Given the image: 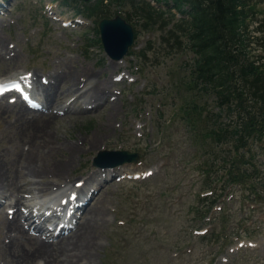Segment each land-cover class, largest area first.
Here are the masks:
<instances>
[{"label": "rangeland", "instance_id": "374dc122", "mask_svg": "<svg viewBox=\"0 0 264 264\" xmlns=\"http://www.w3.org/2000/svg\"><path fill=\"white\" fill-rule=\"evenodd\" d=\"M256 2L250 21L252 31L259 28V22L264 23V0ZM114 8L134 9L130 4ZM73 12L71 5H62L57 0H0V34L17 54L14 60L0 62V77H13L28 70L36 72L41 81L61 60L74 70L83 65L100 74L97 77L112 81L109 89L117 96V108L110 109L113 124L106 133L101 134L97 125L108 120L106 112L112 104L110 101L97 111H81L79 119L57 117L54 122L42 126L43 130L48 129L44 132L52 138L71 142L74 146L73 140L79 138L81 149L74 154L62 150L63 154H69L67 158L70 160L73 155L71 167L66 170L70 180L72 177L73 180L80 179L86 170H102L96 169L91 162L92 156L101 148H128L140 153L137 162H125L112 168L113 176L100 185V193L95 195L101 204L103 220L99 218L95 222L97 227L93 236L96 245L92 264L107 261V255L112 264H209L211 256L222 251L224 244L227 246L213 264H264V136L252 141L251 150L244 153L250 163L262 171L263 181L255 183V191H260L262 199L257 197L252 201L249 187L244 189L243 186L242 191L236 190V195L225 208L224 217L228 223L222 236L227 233V239L213 235L201 240L193 237L191 229L205 225L201 214H186L187 207L196 202L193 193L203 180L213 178L221 184L219 175L223 169L219 162L229 157L232 151L230 143H220L210 136L201 139L182 118L181 107H187L189 98L195 99V94L184 88L183 81L192 52L177 46L172 48L169 43L173 39L164 38L166 31L157 28V17L147 19L144 24L143 16L133 10L130 21L137 36L132 51L140 54L145 50L146 58L142 60L127 53L115 66L98 42L99 33L93 29L94 19ZM253 33L261 34L259 31ZM262 48L256 46L254 51L261 53ZM120 75L123 78L115 80ZM9 97L7 95L4 99L14 102ZM197 100L208 109L218 110L212 106V96L199 95ZM220 115L221 121L228 119L224 111ZM16 116L13 110H0V132L10 123L15 126L24 123L25 120ZM203 125L211 126V122L202 123L195 129L201 132ZM94 134L97 137L95 144L89 143ZM18 137L24 138L18 141L19 149L23 143H29L26 139L34 140V136ZM82 137L87 138L83 145L80 143ZM16 142L0 137V156L7 161L13 160L12 147ZM205 150L209 152L205 153ZM240 150L244 152V149ZM207 158L209 163L211 160L214 163L204 174L202 164ZM253 166L241 163L233 173L243 177ZM149 170L152 173L147 175ZM101 173L106 174L105 170ZM128 173L142 174L134 177ZM121 174V178H116ZM72 184V181L68 182V185ZM248 194L249 199L246 198ZM154 204H160L161 219L158 222L154 220ZM200 205L206 206L207 203ZM121 209L125 210L123 214ZM137 211L148 217L145 218L148 224L143 228V238L116 229L120 223L116 220L117 215L128 220L133 216L140 217L136 216ZM216 214H209L206 219ZM248 224L247 232L241 229ZM206 228L208 226L202 230ZM218 229H222L221 226ZM20 242L10 244L6 250L0 244V264H24L30 247ZM187 245L192 246L190 252ZM176 247H180V256L177 257Z\"/></svg>", "mask_w": 264, "mask_h": 264}, {"label": "bare ground", "instance_id": "6f19581e", "mask_svg": "<svg viewBox=\"0 0 264 264\" xmlns=\"http://www.w3.org/2000/svg\"><path fill=\"white\" fill-rule=\"evenodd\" d=\"M16 57L17 54L9 48V44L5 43V38L0 34V62L14 60ZM112 61L117 66L122 60ZM96 73L83 65L79 70H74L61 60L54 65L47 78L41 81L36 72L30 73V92L42 98L44 106L37 103L29 106L16 97L12 100L14 102L6 101L4 98L14 94V90L0 93V110H13L17 119L25 120L20 126L10 123L11 125H6L0 132L1 138L13 143L17 141L12 147L13 160L7 161L5 157L0 156V244L3 250H6L10 244H21L20 240L25 242L30 250L25 254L24 264H92L95 259V222L99 218L103 220L101 204L96 200L98 197L95 198L101 189L95 191V182L96 185H103L101 182L106 174L101 175L97 170L83 172L81 178L84 179L76 189L78 195L74 207L77 209L69 215L65 224L60 225L54 236L56 239L47 241L45 234L42 238L40 235L31 234V225L35 223L33 229L41 232L47 229L54 219H60L57 209L53 208L54 204L48 205L47 199L43 198L54 197L58 190L57 201L67 196L71 189L68 182L71 180L66 175V170L71 167L73 155L70 160L67 158L69 154L63 152L72 151L74 154L81 149L79 138L73 140L76 143L74 146L71 142L65 143L59 138H52L44 132L48 129L43 130L42 126L54 122L57 117L79 119L81 111H97L109 103L108 101L112 102L111 108L106 112L109 118L105 122H99L97 128L104 134L113 124L110 117L113 113L110 109L117 108V96L110 92V78L97 77L100 74ZM76 112L78 114H75ZM36 131L44 133L38 135ZM31 135L34 140L26 139L29 143H23L19 149L18 141L24 138L18 136L32 137ZM80 139L83 145L87 138ZM96 139L94 134L89 143L95 144ZM71 179L73 180V177ZM90 194L89 200L93 203L87 201L83 206L85 198ZM38 197L43 198L35 201ZM79 209H82L80 215L72 221Z\"/></svg>", "mask_w": 264, "mask_h": 264}, {"label": "trees", "instance_id": "16d2710c", "mask_svg": "<svg viewBox=\"0 0 264 264\" xmlns=\"http://www.w3.org/2000/svg\"><path fill=\"white\" fill-rule=\"evenodd\" d=\"M62 1L74 4L76 12H82L89 17L108 15L112 11V4L130 1L136 6L139 5L135 0ZM156 2L163 3L165 7L154 8L148 4L144 7L140 4L134 8H137L136 11H139L145 21L153 16L157 17L158 28L170 25L165 30L164 38L173 39V42L169 43L172 48L177 46L179 49L185 48L192 52L186 63L183 81L184 88L194 93L195 99L189 98L186 101L187 107L181 109L182 118L188 121L187 123L193 127V132L201 139L210 136L220 143H230L232 151L229 157L222 158L219 162L223 169L219 175L221 184L212 183L213 178L203 181L201 190H211V193L206 197H199L200 193L197 194V190L194 193V200L197 199L198 203L190 205L187 212L199 213L201 216L207 214L220 200L223 186L229 183H237L244 186V189L249 187L253 195L252 201L257 197L262 199L260 191H255V183L262 180V174L244 155L246 152L240 150L246 146L250 147L251 141L261 140L264 136V23L259 22V28L254 31L250 29L256 0H156ZM172 7L181 11L180 17L174 18ZM125 16L130 19L131 13L127 12ZM257 31L261 34L253 33ZM259 45L263 46L261 53L254 51ZM199 95L212 96V106L218 110L213 111L212 108L208 109L207 105L198 102ZM223 111L228 116L224 122L220 120V113ZM209 121L211 126L203 125L201 132L195 129ZM207 152L209 151L205 150V153ZM203 163V171L209 172L214 162L211 160L209 163L207 158ZM241 163L251 165L253 168L239 178L233 173V169L239 168ZM246 198L249 199L250 194ZM201 202L209 205L206 208L204 205L199 206ZM132 225L140 224L134 221ZM212 235L219 234L214 232ZM214 259L212 255L209 260L212 262Z\"/></svg>", "mask_w": 264, "mask_h": 264}, {"label": "water", "instance_id": "95a60500", "mask_svg": "<svg viewBox=\"0 0 264 264\" xmlns=\"http://www.w3.org/2000/svg\"><path fill=\"white\" fill-rule=\"evenodd\" d=\"M101 41L108 54L114 58H121L132 44L134 32L132 26L119 14L114 17H103L99 21ZM123 153V154H122ZM137 152L126 149L100 150L95 157L97 165H116L127 160H136Z\"/></svg>", "mask_w": 264, "mask_h": 264}, {"label": "snow or ice", "instance_id": "6c2138e0", "mask_svg": "<svg viewBox=\"0 0 264 264\" xmlns=\"http://www.w3.org/2000/svg\"><path fill=\"white\" fill-rule=\"evenodd\" d=\"M9 87H11V88H17L19 86L16 85V84H12V85H0V93H2L3 91H5Z\"/></svg>", "mask_w": 264, "mask_h": 264}]
</instances>
